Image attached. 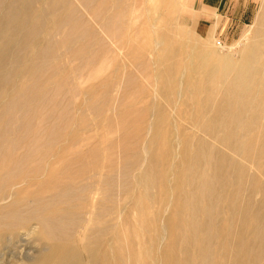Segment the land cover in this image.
<instances>
[{
    "label": "bare ground",
    "instance_id": "bare-ground-1",
    "mask_svg": "<svg viewBox=\"0 0 264 264\" xmlns=\"http://www.w3.org/2000/svg\"><path fill=\"white\" fill-rule=\"evenodd\" d=\"M6 1L0 0V41L3 42L2 50H0V247L4 245L6 236L19 237L25 230L31 234L37 227L47 245L50 243L66 245L75 241L79 230H82L84 234L86 232V241L89 243L90 240H94L97 245L93 255L100 257L101 264H127L123 261L128 256L136 260L135 264H140L142 257L148 261V264H264V9L261 15L259 14L260 17L257 14L259 30L257 28L251 38L252 41H249L247 50L239 61L233 62L228 57H217L216 59V55L214 57L216 60L214 58L213 60L211 56L200 60V64L195 67H188L189 71L197 76L193 87H190L189 97L198 102L201 96L204 97L201 105L199 102L196 106L202 118H194L190 123L186 121L192 127V136L174 134L178 141L177 147L180 149L184 146L185 151L180 152L179 150L176 155L177 168H179L177 198L174 201V198H171L172 201L167 208L169 209L172 204L174 208L171 215L164 218L161 209H158L161 208L158 207L161 200H158L155 189L160 179L164 177L163 169L167 165L164 166L158 157L161 151L165 156L174 155L173 144L162 145L161 139L162 136L166 137L167 134H171V131L177 132V125L170 124L164 127L165 129L161 127L163 108L160 105L139 109L132 107L130 110H125L126 97L124 98L123 95L126 93L134 95L135 73L132 72L134 74L128 76L125 87L122 85L124 87L122 97L118 95L119 107L116 114L113 113L115 116H112L111 113L110 117L112 116V119L115 117L121 128L130 127L128 131H131V127L133 128L134 132L132 130L131 133L134 134L132 135L128 134V131L123 132V134L127 133V135L124 134V139L118 134L121 138L119 141L128 140L126 145H132L129 139L132 142H138V145L144 143L145 148L142 149V146L141 149L145 157L149 156L147 165L139 170L144 164L139 161V153L135 149L138 148L137 144H134V147L133 145L126 147L122 141H115L105 146L106 151L114 149L118 159L120 156L127 155L126 161L119 162L121 165L115 163V169L113 168L114 160L111 167L106 166V170L103 169V172L106 171L105 174L101 173L97 167L88 168L85 160L97 154V145L96 147L91 145L92 148L86 152L82 151V143L89 138L78 135L74 131L76 127L85 131V123L83 125V121L82 123L76 121L77 116L75 118L66 117V114H70V106L74 99L73 96L67 95L68 103L60 105L61 96L64 93L59 94L58 88L63 87L64 89L67 80L64 76L61 78L60 75L58 79L56 78V72L63 70V67H59L60 69L56 67L62 60L61 58L66 57L72 61L74 57L83 52L84 63L91 66L93 61L95 64L97 55H104L107 49L104 47L106 43L118 42L124 34L130 36L136 25L133 23V14L139 8L144 10V0H58V5L56 0H10L9 3ZM23 1L25 5L21 7ZM36 3H40L41 11L35 9ZM79 9H82L83 15L79 13ZM58 10H61V13L50 22L53 21L51 27L60 36V41L57 43L58 39L55 38L57 39L56 44L51 39L46 42L45 50L33 57L30 65L27 69L25 68L22 78L25 79L24 82L19 83L18 79L22 75L18 71L17 64L22 53L25 48L33 46L45 21H49L51 14ZM129 14L131 16L127 26L121 27L124 16ZM35 18L38 20L35 21ZM98 21L101 23L98 24ZM97 28L110 41H105L104 44L96 38L98 36L94 37L95 30L98 31ZM25 29L27 33L23 34ZM257 37H262V40ZM81 39L85 41L78 44L77 42ZM169 41L166 39L163 42ZM109 47L111 49L112 45ZM58 49L59 51L65 49L67 54L57 55L56 50ZM176 52L173 50L169 54L163 52L157 64L162 68L164 72L162 74H166L165 79L160 81V92L157 90L162 99L167 98L168 93H171L173 99L175 95L177 98L180 96L178 91H172V89L175 85L179 87L182 77L175 82L173 88L170 86L171 81L174 80V71L183 63H181L182 58ZM54 62L57 65H54ZM80 63L82 65L81 59ZM140 63L138 69L140 72H145L146 63H143L144 65ZM129 65L131 66L130 63ZM101 67H104V63ZM75 70L74 66L73 72L77 73ZM77 70L79 73V69ZM129 72L128 69L126 74L128 75ZM186 81H190L189 77ZM69 83L72 82L69 81ZM49 87L54 88L53 94H50L52 89L49 91ZM91 88L92 86L90 90ZM108 89L114 91V87ZM64 90L66 93V89ZM72 90L76 92V88ZM90 90H84L86 97L91 98L89 92L93 90ZM104 91H101L102 94ZM148 94L150 95V92L147 91ZM144 100L142 99L143 102ZM110 102L112 101L106 93L103 95L101 105H95L98 104L96 102L87 106L85 104L84 109L94 115L97 112L103 113L105 110H111ZM168 102L163 107H169ZM174 103L176 104V101ZM175 104L171 106L172 109ZM82 109L75 107L76 112ZM147 115L150 117H148L149 122L145 119ZM93 118H91L92 121ZM144 120L147 123L148 138L140 140L139 126L144 123ZM109 124L106 125L107 129ZM143 127L141 131L145 129ZM139 152L141 153V150ZM105 154L107 156L106 152ZM111 161L110 159L108 163ZM135 171H138L135 182L137 181L136 184L144 191V196L141 199L138 198V202L135 201L134 207L130 208V199H132L130 195H132L134 186L128 184L127 181H130L129 177ZM115 172H118V177L122 178V182L121 179L114 178L115 181L112 178L110 173ZM106 173L110 174L109 179ZM132 177L134 178V174ZM116 185L131 197L126 207L128 212L124 214L128 213L129 216L127 215L125 220H122L123 223L120 226L122 228L112 225L111 229L107 227L109 231L107 232L106 229L90 227L89 220H86L89 199L105 190L112 203L118 193H116L117 189H112V186L116 187ZM138 205L143 207L145 214L152 215L148 221H139L140 230L134 227L132 216L129 214L136 206L139 207ZM155 205L157 208L155 207V211L151 212L150 209H153ZM114 210L113 206L102 209L99 214L95 215V222L101 217L110 218L112 216L113 218ZM122 215L119 214L118 218ZM107 233L110 240L104 242L103 238ZM149 241L152 245L144 246ZM60 245L59 247L53 245V247L60 250ZM65 256V252L61 251H58L55 256L43 253L37 263L65 264Z\"/></svg>",
    "mask_w": 264,
    "mask_h": 264
},
{
    "label": "rangeland",
    "instance_id": "rangeland-1",
    "mask_svg": "<svg viewBox=\"0 0 264 264\" xmlns=\"http://www.w3.org/2000/svg\"><path fill=\"white\" fill-rule=\"evenodd\" d=\"M145 1L146 0L143 1V9L144 10H140V8H139L133 14V23H135L136 25H135L134 31L130 34V36H127L124 34L123 36H121L118 39V42L114 41L115 44L114 43L112 44L111 43L112 41H110L108 37L106 39L105 38L106 35L104 33H101V31L98 28H97L98 31L95 30L96 32H94V34H95L94 37L98 36V37H96L98 40L103 41L104 44L108 40L110 41V42L106 43L107 47L104 45L105 49L107 48L105 50L104 55L103 56L97 55L98 59L96 58L95 64L93 63L94 61L92 62L91 66L86 65L85 64L86 62L84 63L85 59H82V57H85V55L83 54V52L79 53L77 50H75L79 47V45L77 48L74 49V51L79 53V55L76 53L78 56L74 57L75 59L73 58L71 61V59H67L65 57V58H61L62 60H60V62L58 63V65L62 64L61 66L60 65L58 66L57 63H55V62L53 64L57 65L56 67H58V69H60L59 67H61V68L63 67V70L60 69L59 72H56V78L58 79V77L60 75L61 78H62V76H64L65 79L67 80V81H65L66 83L64 85V87H65L64 89H66V93H65V90L63 89V87H61L62 89L60 87L58 88L59 94L64 93L61 96L60 105H62V104L65 105V103L66 104L68 103V101H66V99H68V97H66L67 95L69 97L73 96L72 98L74 99V102L70 106V114H66V117L73 116L75 118L77 116L75 118L76 121L78 120L79 123H82V121H83V123H82L83 125L85 123V131L81 130V128L79 129L77 127L75 128V131H74L78 135L89 138V140L86 139L82 143V148H81L82 151L86 152L92 148L91 145L92 146L94 145L93 147H96V145H97V147H96L97 148V154L95 156H92V157L85 160V165L87 164L88 168L93 167V166L97 167V169L100 170V172L102 173L103 169L106 170V166H110V167L112 166V162L114 160H115V162H113L114 163L113 168H115V169H116L115 163H119V162L124 163L126 161L125 159H126L127 155H125L124 157L119 155L120 158L118 159L117 153L114 151V149L111 151H109V149H108L106 151L105 146L106 145L108 146L111 142L119 141V139H121L119 136L121 135V137L123 138L124 134H125V133L123 134V132H127L130 129V127H126V126L124 128H121L117 124V120H115V117H113V119H112V116H115L114 114H116V110L119 107V101L117 99L118 95L120 94V96L122 97V95H123L122 93L124 92L125 82L128 79V76H131V75L133 76L134 73L136 75V76L134 75L135 81L133 84L135 86V87H133L134 88L133 89L134 95L132 93L130 95H128L127 93H126V95L125 94L123 95L124 98L126 97V99L124 101L125 110L126 109L130 110L132 107L139 109L140 107L151 108L155 105L156 106L160 105L161 108H163L162 109V115H161L162 117L160 116L161 117V121H160L161 127L164 128L170 124L177 125V128H178L177 132L174 133L171 131L170 132L171 134H167L166 137L162 136V139H161L162 145H164V144L168 145L171 143L173 144V149L175 150V151L173 150L174 155L173 156H168V155L165 156L164 154H162V151H161V153L158 157L159 161H161V163L164 166L167 165L163 169L164 170V172H163L164 177H162L160 179V181L158 182L157 188L155 189L158 200H161V203L158 205V207H161V208H158V209H161V212L163 213L164 218H166L167 216H170L172 213V210L174 208L172 206H174V205L173 204L170 205L169 209L167 207L169 206V203L172 201L171 198H174L173 201L176 200L178 186H179L178 185L179 178L177 177V173H178L179 168H177L178 159H177L176 155L178 154L179 150H180V152L185 151L184 146H181L180 149H179V147H177L178 141H177L174 134L179 135V136H183L184 134L192 136V131H191L192 127L190 126L189 123L194 118H196V119L202 118V115L197 110L196 106L198 105L199 102H200L199 105H201L202 99L204 97L201 96V98L199 99V102H198V100L191 99V97H189V92L191 91L190 87H193L194 82H196V80H197V76L195 73L190 72L188 67L189 66L195 67L196 65L200 64L202 59L210 58L211 56H212L211 58L213 59L216 55H217L216 59H217V57H220V58H225V57L227 58L228 57V59L233 61V62L239 61L242 58L243 54L246 52L247 45L252 41L251 38H253L254 33L256 32L257 28L259 30V25H258V19L259 18H257V17L258 16L260 17V15L264 9V0H256L255 3L252 4L251 8L246 12V14H243L237 18L229 17V16L228 17L217 16L216 20L212 21V22H205L201 19V16L199 14L194 13L190 7V0H147V2H145ZM6 2L9 3L10 0H7ZM57 2H58V0H56V4L58 5ZM24 5H25V3L23 1V3L20 6L22 7ZM35 9L39 10V11L42 10L40 3L35 4ZM145 10H147V12ZM81 11H82V9H79V13H81V15H83ZM60 13H61V10H58V11L54 12V14H51V16L49 17L50 19L48 18L49 21L46 20L45 23L43 24V27L41 28L40 33L38 34L39 36H37V38L35 39V42H34L35 44L33 43V46L25 48V51L22 53L21 59H20L19 63L17 64L18 65V67H17L18 71H20L21 75H22L18 79L19 83L24 82L25 79H22L24 76L23 75L24 70H26L27 67L30 65V62L33 59V57H35L37 54L42 53L45 50L46 42H48L50 39L53 40V43H55V44H56L57 39H58L57 43L60 41V36L57 35L58 33L55 32L53 30V28L51 27V26H53V25H51V23L53 21L50 22L51 19L56 18V16H58V14H60ZM257 14H258V16H257ZM130 16H131L130 14L124 16V18H123L124 20L122 19L123 21L121 22V27L127 26V22L129 21ZM256 18H257V21H256ZM37 20L38 19L35 18V21H37ZM100 23H101V21H98V24H100ZM91 25H92V23H91ZM254 26L255 27L257 26V27L255 28ZM26 30L27 29H25L23 31V34L27 33ZM101 34H102V36L104 35L103 38H102ZM52 36H56V37H52ZM100 37H101V39H100ZM55 38H57V39H55ZM257 38L262 40V37L261 38L257 37ZM82 39H81V41H78L77 43L78 44L83 43L85 40L82 41ZM127 39H129V40L127 42H125ZM166 39H168L170 41L165 42L166 43L165 44L163 41H165ZM8 40H9V38H8ZM131 40H133V41H131ZM129 42L130 43L133 42V43L130 44ZM161 42H163V45H161ZM110 44L112 45V47L114 48L115 51L113 50L112 47L110 49V47H109V46H111ZM158 44H159V46H157ZM2 47H3V42L0 41V50H2ZM93 48L95 49V47H93ZM78 49L80 50V48H78ZM118 49H119L120 53H119ZM60 50L61 51H59V49L56 50L57 55H60V54L66 55L67 54L65 49H60ZM172 50L175 52L177 51L176 53H178L180 55V57L182 58L181 63L182 62L183 63L181 64V66H179L177 68V70H175L177 74L175 73V71L173 73V79L175 81L174 80L171 81V85H170L171 88H173L172 86L175 84V82H178L181 77H182V80L180 81L181 84H179V87L175 85L176 87L174 86V88L172 89V91H178L179 92V95H180L179 98H177V95H175L174 99H173V96L171 95V93H168L167 98H163V99H165V101L167 99L166 103L169 100L168 103L170 106L169 107L165 106L166 107L165 108L163 106L166 105V103L160 97L159 88H160V81L165 79L166 74L165 75L162 74L164 72H162V68H160L157 64L160 61L161 55L163 52L164 53L168 52V54H169V52ZM58 51H59V54H58ZM147 53H148V55H147ZM210 53H212V54H210ZM203 54H205V56ZM110 57H112V59ZM149 57H150V59L151 58L152 59L150 60ZM80 59H81L82 65H81V63L79 64ZM100 59H101V62H100ZM104 60H106V61H104ZM140 60H142V61H140ZM146 60L148 62H150V64ZM62 61H64L65 63ZM136 62H138V63H136ZM140 62H142V63H140ZM76 63H78L79 65ZM102 63H104V67H101ZM129 63L131 64L132 67L129 65ZM132 63H133V65H132ZM139 63H140V65H144L143 63H146L145 64L146 65L145 72L143 70H142L143 72H140V70L138 69ZM155 63H156V65H155ZM53 64H52V66H53ZM106 65L108 66L107 69H106ZM74 66L76 68L75 72L77 71V73L73 72ZM77 66H79V68ZM80 66H83V67H80ZM116 66H117V68H116ZM120 66L124 69H122ZM133 66H134V68H133ZM65 67L67 69H65ZM94 67H95V70H94ZM100 67L103 69H101ZM129 67L131 68V70ZM97 68L99 69V71ZM77 69H79V73H78ZM125 69L127 71L129 69L130 72L128 73V75L126 74L127 71ZM64 70H66V72ZM62 71L64 74L62 73ZM120 71L124 72V73L122 74ZM99 72H101V73H99ZM132 72H134V73L132 74ZM136 72L137 73L140 72L139 73L140 75L137 74ZM146 73L148 74V76ZM187 74H190V75H187ZM72 75H73V77H72ZM106 75H107V77L109 76V79H107ZM126 75H127V77H126ZM67 76H68L69 80L67 79ZM115 76L117 78L119 76V78H118L119 80L117 78H115ZM174 76H176V77H174ZM188 77H189L190 81H186ZM71 78H73V80ZM192 78H193V80H192ZM105 79H107V80H105ZM142 79H143V81H140ZM155 79H157V80H155ZM79 80H81V81H79ZM114 80H115V83H118V84L113 83ZM69 81H71L72 83H69ZM110 81H111V84H110ZM151 82H152V85H151ZM73 83H77V84H73ZM112 83L114 84V86H111V85H113ZM147 83L149 86L147 85ZM105 84H106V86H105ZM101 85H102V87L103 86L104 87L102 88ZM122 85H124V87ZM156 85H158V87ZM91 86H92L91 90H93V91L90 90ZM140 86H141V88H139ZM153 86L157 87V88L156 89L152 88ZM110 87L111 88L114 87V91H111V89L109 90L108 88H110ZM149 87H151V88H149ZM74 88H76V92H75V90H72ZM77 88H78L79 94H78ZM100 88H102V90ZM104 88H106V89H104ZM176 88L177 89L179 88L180 90H177ZM50 90H51L50 94H53V92L55 91L53 87H49V91ZM84 90L85 91H89V90L91 91V92H89L91 95V98H89L90 96L86 97V92ZM103 90H105V91L102 94L101 91H103ZM83 91L85 92V94ZM147 91L150 92V95L152 94L151 95L152 97L149 94L147 95ZM152 91H154V92H152ZM168 91H170V90H168ZM172 91H170V92H172ZM74 92H75V94H74ZM111 92H112V95H111ZM145 92H146V94H145ZM106 93H107V96H109V98L112 101L109 103L111 110H105V111H107L106 113H105V111L103 113L100 112L101 114L99 112H97V114L101 115V116H99L97 114L94 115L90 111L84 109L85 104H86V106L91 105L90 103H92L93 101L94 102L92 104H95V102H96L98 104H95V105H101L103 95H105ZM142 93H144L145 96ZM80 94H81V96H80ZM83 94H84V96H83ZM100 94H101V96H100ZM141 94H142V96H141ZM154 94H155V96H154ZM156 95H157V97H156ZM98 96H100V97H98ZM111 96H112V98H111ZM120 96H119V98H120ZM149 96H150V99L148 98ZM80 97H81V99H83V101L80 99ZM94 98H95V100H94ZM97 98H99V99L96 100ZM77 99L79 100V102ZM86 99H87V101L89 100L88 103H87ZM142 99L143 100L146 99V101L144 100V102H143ZM130 101H132V103H130ZM137 101L140 105L137 103ZM147 101H148V103H147ZM171 101L173 102V104H171L172 103ZM174 101H176V104L174 103ZM195 101L197 104L195 103ZM76 102H78L79 105ZM113 102H114V105H113ZM161 102H162V104H161ZM193 103H195V104H193ZM129 104H130V106H129ZM174 104H175V107H173V109H172L171 106H174ZM187 105H188V107H187ZM75 107L76 108L80 107L83 109H82V111L76 112ZM167 108H171V109L167 110ZM105 109H107V108H105ZM111 113H112V116L110 117ZM177 113H178V115H177ZM167 114H169L171 116H169V115L167 116ZM180 115H181V117H180ZM87 117H89V118H87ZM101 117H103L104 120ZM148 117L149 116L147 115L145 118L146 122H149V120H150L149 119L150 117L149 118ZM91 118H93V121ZM107 118H109L108 121L111 124H109V122L107 121ZM165 118H167V120H165ZM94 119L95 120L98 119V120L95 121ZM101 119H102V122H101ZM110 119H111V121H110ZM154 120H155V118H154ZM170 120H171V122H170ZM186 121H188L189 123L188 122L186 123ZM86 122H87V124H86ZM95 122H96V124H95ZM99 122H101V123H99ZM146 122L144 120V123H142V125L139 126L140 128L138 127L140 129V133H139V131H137V132L139 133L140 140L148 138V135H146V130H147L146 129L147 128ZM104 123H106V125H107V123L110 125L108 129ZM178 125H179V127H178ZM97 126H98V128H97ZM143 126H145V127H143ZM142 127L145 128L144 131H141ZM187 127H189L190 129ZM91 130H92V132H91ZM132 130H133V128L131 127V131ZM131 131H128L127 133L132 135L134 130L132 133H131ZM84 132L87 134H85ZM127 133L125 135H127ZM118 134H119V136H118ZM95 140L97 143L95 142ZM140 140H139V143L141 142ZM121 141L126 147L132 146V145H133L132 147H134L135 146L134 144L138 145V142H135V141L132 142V141H130V139H129V142L132 143V145H129V144L126 145L128 140L126 142L123 140H120L119 142H121ZM143 144H140V145H138V148H135L136 150H138V153H139L138 156L140 157L139 158L140 163L142 162V164H144L142 166V168H140L139 170H142L146 167L148 159H149V156L145 157L143 155L142 149L145 148V144L144 145ZM142 146H143V148H142ZM159 146H161V145H159ZM167 149L168 148H166V150ZM140 150H141V153L139 152ZM176 150H177V152H176ZM105 152L107 153V156H106ZM175 152H176V154H175ZM110 159L112 161H111V163H108V161ZM181 162L183 163L185 161H181ZM120 165H119V167H120ZM167 168L169 169V171ZM138 171H135L134 173H132L129 177L130 181H127V182H129L128 184H130L131 186L132 185L134 186V188L131 187L133 189L132 195L134 196V198L132 195H130L132 197V199H130V205H129L130 208L134 207L133 203L135 201L138 202V198L141 199V197L144 196V191L142 189H140L139 186L136 184L137 181L135 182V180H136L135 177L138 174ZM104 172H106V171H104ZM117 173L115 172L114 174H112V173H110V174L112 175L113 179L114 178H116L117 180L121 179L120 181L122 182V178L120 176L118 177ZM106 174H107V177L110 176L109 173H106ZM133 174H134V178L132 177ZM113 175H115V177ZM109 178L110 177H108V179ZM131 180H133V181L131 182ZM121 182H120V184H122ZM134 184H136V185H134ZM121 186H123V184ZM113 188L117 189L116 193L117 192L118 193H117L116 198L113 200L112 203H111V199H110L108 192H106L105 190H102L97 195L93 196L92 197L93 199L92 198L89 199V202L87 205L88 215L86 216L87 217L86 220H89L90 227H92L94 229L99 228L101 230L106 229L107 232H109L108 228L111 229V227H113V226H115L117 228L120 227L122 225L123 221L125 220V218L127 217L128 213H127V215H124V214L126 212H128V209L126 207H128L129 198H131V197L126 195V193L123 191V189L118 188L117 185H116V187L112 186V189ZM258 199H259V197L257 198V200ZM111 206H113V208L115 209L114 210L115 215H113L114 217L113 218H111L112 216L110 218L109 217H101V219L99 221L95 222V220H94L96 218L95 215L99 214L102 209L111 208ZM156 206L157 205H155L153 207V209H150V211L151 212L155 211ZM141 207L142 206H139V207L136 206L134 208V211H131V213L129 212V214H131V216H132V224L133 225L135 224L134 227L137 228V230H140L139 229L140 228L139 221L140 222L145 221V220L148 221L149 219H151V216H152V215L150 216L148 214H145V212L143 211V207L142 208ZM166 208H167V210L165 211ZM126 209H127V211H126ZM95 212H97V213H95ZM119 214H123V215L119 216V218H118ZM111 219H112V221H111ZM92 222H94V223H92ZM115 222H116V224H115ZM102 226H104V227H102ZM36 228H35V231L31 232V234L27 233L25 230V232H23V234H21L19 237L12 238L10 235L6 236L4 245L0 247V264H33V263L38 264L37 261H38L39 257L41 255H43V253H44V255L49 254L50 256H55L56 254H58V251L65 252V255H66L65 256V259H66L65 264H101L102 263L100 261L101 260L100 257H98L97 255L96 256L93 255L97 249V245H96V243H94V240H90L89 243L86 241V239H85L86 232L84 234V232L82 230H79L81 233L78 232L75 236V241H73L69 244L60 245V244L50 243L49 245H47L43 239V236L41 235L40 229L39 228L36 229ZM120 228H122V227H120ZM24 233L27 235V237H26V235H24ZM28 237H29V239H28ZM25 239H27V240H25ZM103 239H104V242L110 240L109 234L107 233ZM142 241H145V239H142ZM53 245H56L58 247L60 245V247H61L60 250L57 248H56L57 249L56 250L53 247ZM150 245H152L151 241H149V243L145 244L144 246H150ZM129 257L130 256L125 257L126 260L123 261V263L127 262V264H135L136 260H134V258H132V257H130V258ZM140 264H148V261L142 257Z\"/></svg>",
    "mask_w": 264,
    "mask_h": 264
},
{
    "label": "crops",
    "instance_id": "crops-1",
    "mask_svg": "<svg viewBox=\"0 0 264 264\" xmlns=\"http://www.w3.org/2000/svg\"><path fill=\"white\" fill-rule=\"evenodd\" d=\"M256 0H190L194 13L205 22L216 20L217 16L239 17L251 8Z\"/></svg>",
    "mask_w": 264,
    "mask_h": 264
}]
</instances>
